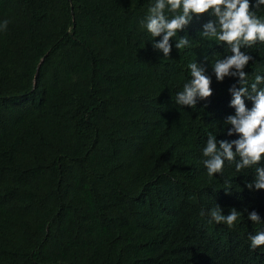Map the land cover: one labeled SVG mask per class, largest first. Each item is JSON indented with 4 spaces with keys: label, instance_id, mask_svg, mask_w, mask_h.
Segmentation results:
<instances>
[{
    "label": "trees",
    "instance_id": "16d2710c",
    "mask_svg": "<svg viewBox=\"0 0 264 264\" xmlns=\"http://www.w3.org/2000/svg\"><path fill=\"white\" fill-rule=\"evenodd\" d=\"M155 2L0 0V264H264L249 239L264 189L247 187L264 157L211 177L204 165L209 134L239 138L224 123L239 78L213 70L230 47L200 34L214 15L194 14L164 56L145 27ZM241 51L251 92L264 42ZM190 63L211 77L195 107L176 103ZM217 206L240 213L234 227L209 222Z\"/></svg>",
    "mask_w": 264,
    "mask_h": 264
},
{
    "label": "clouds",
    "instance_id": "9594fccd",
    "mask_svg": "<svg viewBox=\"0 0 264 264\" xmlns=\"http://www.w3.org/2000/svg\"><path fill=\"white\" fill-rule=\"evenodd\" d=\"M264 5V0H256L254 7ZM250 0H156L149 8V15L145 27L155 38L162 35V39L154 42V47L163 51L164 56H169L172 49L170 39L175 37L178 31L183 30L191 21L193 15L210 13L216 17L215 21H209L203 25L201 35L205 38H215L226 43L231 50V55L217 60L213 65L217 80H223L225 76L238 77L237 83L230 89L233 93L231 104L236 109V114L229 116L225 125H232L227 129V134H239V138L217 141L216 137L209 134L203 155L206 157L204 165L207 174L222 173L225 160L232 162L239 156L236 170L257 165L264 157V88L257 85L264 83V77L257 75L255 83L248 88L247 73L244 71L252 57L241 51L242 46H250L260 41L264 42V20L258 18L250 9ZM174 13L171 18L165 14V10ZM5 27L7 21L4 22ZM189 45L186 37H181L175 44L177 49H183ZM191 71V80L183 85V91L177 93L176 103L181 106L195 107L197 98L206 99L212 93L211 77L206 75L202 66L197 63L188 65ZM249 97L253 101V107L248 109L243 97ZM233 145L235 150H233ZM264 189V167L256 168L255 179L247 184L249 189ZM201 215H204L201 212ZM240 213L233 208L230 214L224 215L219 206L210 211L211 220L217 223H226L234 227ZM253 222H259L260 217L255 212L248 217ZM250 247L255 249L264 245V232H258L249 237Z\"/></svg>",
    "mask_w": 264,
    "mask_h": 264
}]
</instances>
